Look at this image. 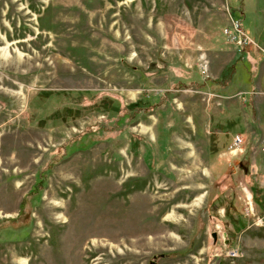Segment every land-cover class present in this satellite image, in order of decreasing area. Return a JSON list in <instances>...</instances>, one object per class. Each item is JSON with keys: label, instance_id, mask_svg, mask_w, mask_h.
Masks as SVG:
<instances>
[{"label": "rangeland", "instance_id": "rangeland-1", "mask_svg": "<svg viewBox=\"0 0 264 264\" xmlns=\"http://www.w3.org/2000/svg\"><path fill=\"white\" fill-rule=\"evenodd\" d=\"M230 16L256 47L228 41ZM184 75L229 85L256 147L264 0H0V228L21 225L42 182L30 227L0 232V264H264V219L242 200L213 206L228 176L206 170L211 101L172 86ZM97 128L104 139L72 144ZM253 158L243 181L264 195V153Z\"/></svg>", "mask_w": 264, "mask_h": 264}, {"label": "crops", "instance_id": "crops-1", "mask_svg": "<svg viewBox=\"0 0 264 264\" xmlns=\"http://www.w3.org/2000/svg\"><path fill=\"white\" fill-rule=\"evenodd\" d=\"M248 55L252 56V53H246V57ZM240 90L242 91V89ZM209 91L210 90H207L206 88L205 91L201 92H204L205 95H207L211 94ZM256 93L259 95V99L256 100L255 111L260 115L258 118L262 123V117L264 118V86L258 85ZM217 96L221 97L219 101L214 102V98L208 100L211 102L207 104L204 119L202 121V123H204L202 126V132L207 138L204 149L206 170L214 181L215 179L213 177L222 178L219 175L224 174L227 171L228 166H231L232 172L230 175L232 176H229L230 182L221 183V190H218V194H222L220 196H222L224 201H228V199L235 200L236 202L242 200L243 205L245 204V201L248 200V202L252 204L254 212L262 214L261 217L264 218V212H262L256 204L257 200L264 198V195L262 194L263 189H258L255 193V190L252 191V189L248 188L243 181L245 178H251L257 172L255 165L256 162L253 160V155L258 152L262 154L264 153V127H261L260 123L257 146H248L246 142L247 133L251 124L248 112L241 109L238 102L234 103L233 101H229L232 96H221L219 94ZM200 132L201 126H199V133ZM236 136L241 140L239 148L233 152H229L228 148L233 146ZM247 150L249 158H246V160L242 155ZM250 170H254V172H250L249 176H247ZM232 179H236L239 182H233ZM213 191L215 194L217 193L216 190ZM240 193H243V196H240ZM206 194L208 195L207 191Z\"/></svg>", "mask_w": 264, "mask_h": 264}, {"label": "trees", "instance_id": "trees-1", "mask_svg": "<svg viewBox=\"0 0 264 264\" xmlns=\"http://www.w3.org/2000/svg\"><path fill=\"white\" fill-rule=\"evenodd\" d=\"M261 14H263V13H261V12H259L258 13V15H257V17H259ZM258 24V26H257V29H259V27H261V23L259 24V22L257 23ZM256 44H257V42L256 41H254ZM192 77H188V76H186V75H184L183 76V79L186 81V82H183V83H185V84H183L180 80H177V81H175L174 83H172V86L175 84V85H179V86H184V87H191V86H193V85H199V86H197V88L198 87H200V88H202V89H204V90H200L199 88H198V90L199 91H205L206 90V88H205V82L203 83V84H198V83H196V82H194L192 79H191ZM190 79V80H189ZM231 80H232V78H231ZM229 87V85H227V86H224V85H222V84H220V86L218 85V83L215 85V84H213L212 85V87L211 88H209V92L211 93V94H214V95H228V96H231L229 93H226V89ZM208 90V89H207ZM228 90V89H227ZM241 90H238V91H236V93L235 94H237L238 92H240ZM225 92V93H224ZM149 103V102H148ZM253 102H251V105H252V107H254L253 106V104H252ZM159 104V103H158ZM149 105V104H148ZM155 106L157 105V104H154ZM134 106H137V104L135 103L134 104ZM134 106H132V107H134ZM153 106V105H152ZM131 109V108H130ZM129 109V110H130ZM163 113H164V115H165V111H163ZM163 113H162V115H163ZM254 113H255V111H254V108H253V115H254ZM98 130H94V129H91L92 131L91 132H89V131H86L78 140H74V141H72V144H74L75 146H77L78 144H80V143H83L84 145H87V144H89V142H91V141H93L94 143H96L98 140H101V139H104V130L103 129H99V128H97ZM163 131V130H162ZM164 132V131H163ZM83 138V142H81L80 140ZM164 138H158V141H160V145H161V147H163L164 149L166 148V145H165V143H164ZM92 142V143H93ZM78 147H80V146H78ZM223 149H225V148H223ZM231 172H232V170H231V166H228V168H227V171L224 173L226 176H228V179L226 178V179H224V182H228V180H229V176H232V175H230L231 174ZM217 181V180H216ZM224 182H216L217 183V187H218V189L216 190V194L214 193V198L212 199V201H213V206H220V205H223V203H224V199H222V196H220V195H222L221 193L220 194H218V190H221V183H224ZM41 181L39 180V182H35L34 183V185L32 186V188L30 189V191L24 196V198H23V200H22V206H21V208L23 207V204L25 205V207H26V214L23 216V221H21L22 223H21V225H17V226H15V225H12V224H10V225H8V226H6V227H4V228H0V232L2 231V230H4V229H13V230H27L29 227H30V223H31V216H30V212H31V210H32V207H33V201L34 200H36V199H39V194H40V188H41ZM220 192V191H219ZM219 196V197H218ZM228 207L225 209V211H226V213H225V217H227V218H229L231 215H230V213L231 212H235L236 210H235V208H234V204H233V201H230L229 203L227 202V203H225ZM24 207V208H25ZM216 208V207H215ZM20 215H22V209L20 210V212H19V214H18V217L20 216ZM17 217V218H18ZM231 220H232V222H233V232L234 233H237L238 232V230H241V228H240V226H242V224H243V227H244V229H245V227H246V222H243L242 220H239V219H237L236 221H235V219H232L231 218Z\"/></svg>", "mask_w": 264, "mask_h": 264}, {"label": "built area", "instance_id": "built-area-1", "mask_svg": "<svg viewBox=\"0 0 264 264\" xmlns=\"http://www.w3.org/2000/svg\"><path fill=\"white\" fill-rule=\"evenodd\" d=\"M224 32L227 35L228 41L237 45L238 47L247 46L249 44H252V41L249 39V37L244 33L242 30L240 23L237 20H230V25L228 28L224 30ZM239 137L235 138L234 141V147H230V152H233L239 148ZM247 208L245 209V214L247 216H254L253 208L251 204L247 201ZM261 220H258L260 222ZM227 256L229 258H237L240 256L239 251L237 249H231L227 252Z\"/></svg>", "mask_w": 264, "mask_h": 264}, {"label": "water", "instance_id": "water-1", "mask_svg": "<svg viewBox=\"0 0 264 264\" xmlns=\"http://www.w3.org/2000/svg\"><path fill=\"white\" fill-rule=\"evenodd\" d=\"M215 237H216V235H215V233H213V238L215 239Z\"/></svg>", "mask_w": 264, "mask_h": 264}]
</instances>
